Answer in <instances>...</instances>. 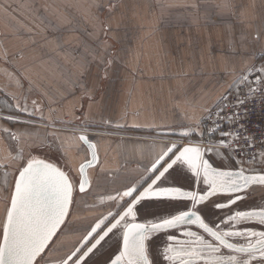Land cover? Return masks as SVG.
<instances>
[{
    "label": "crops",
    "instance_id": "obj_1",
    "mask_svg": "<svg viewBox=\"0 0 264 264\" xmlns=\"http://www.w3.org/2000/svg\"><path fill=\"white\" fill-rule=\"evenodd\" d=\"M261 29L264 0H0V116L14 113L17 101L36 100L45 117L0 120V161L11 147L22 143L27 154L28 144L45 139L51 145L34 152L76 168L90 155L75 139L86 128L99 164L84 198L98 205L99 193L138 175L175 139L160 133L202 119L232 91L242 68L264 64V37L254 39ZM102 59L113 62L107 78ZM6 129L20 141L7 139ZM173 180L191 184L186 174ZM255 204L264 205V186L250 189L240 207ZM3 207L0 199V216ZM106 211L81 205L51 259ZM116 245L108 239L92 259L105 264Z\"/></svg>",
    "mask_w": 264,
    "mask_h": 264
},
{
    "label": "snow or ice",
    "instance_id": "obj_2",
    "mask_svg": "<svg viewBox=\"0 0 264 264\" xmlns=\"http://www.w3.org/2000/svg\"><path fill=\"white\" fill-rule=\"evenodd\" d=\"M262 37L264 29L254 39ZM101 62L107 78L113 62ZM229 87L235 95L222 96L206 117L160 133L175 139L159 146L138 175L99 193L98 205L84 198L92 195L90 170L99 164L86 128L75 139L90 155L76 168L34 152L47 147L45 139L28 144L27 154L22 143L11 147L0 161V192L7 193L0 196V264H96L92 257L112 237L116 250L105 264H264V205L240 207L250 189L264 186V142L257 149L240 124L249 100L264 96V64L245 66ZM14 109L0 120L33 123L16 113L45 119L36 100L31 106L17 101ZM5 132L20 141L18 133ZM174 173L188 175L191 184L176 183ZM160 204L171 211H153ZM81 205L107 211L79 231L63 256L51 259Z\"/></svg>",
    "mask_w": 264,
    "mask_h": 264
},
{
    "label": "built area",
    "instance_id": "obj_3",
    "mask_svg": "<svg viewBox=\"0 0 264 264\" xmlns=\"http://www.w3.org/2000/svg\"><path fill=\"white\" fill-rule=\"evenodd\" d=\"M227 95L234 96L235 93L232 90ZM243 111H246V115H242L240 118L242 129H246L245 135L250 139L254 138L256 148L259 149L260 143L264 142V96L257 94L244 106ZM215 139H219V137ZM47 145H51V142H48Z\"/></svg>",
    "mask_w": 264,
    "mask_h": 264
},
{
    "label": "rangeland",
    "instance_id": "obj_4",
    "mask_svg": "<svg viewBox=\"0 0 264 264\" xmlns=\"http://www.w3.org/2000/svg\"><path fill=\"white\" fill-rule=\"evenodd\" d=\"M0 176H2L1 174H0ZM63 240H65V239H61V242L63 241ZM61 247V246H60ZM59 248V244H58V246H57V248L53 251V256L55 255V254H57V255H59L58 254V252H57V249ZM51 258H52V256H51ZM54 258H55V256H54Z\"/></svg>",
    "mask_w": 264,
    "mask_h": 264
},
{
    "label": "water",
    "instance_id": "obj_5",
    "mask_svg": "<svg viewBox=\"0 0 264 264\" xmlns=\"http://www.w3.org/2000/svg\"><path fill=\"white\" fill-rule=\"evenodd\" d=\"M90 154V153H89ZM98 165V164H97Z\"/></svg>",
    "mask_w": 264,
    "mask_h": 264
}]
</instances>
